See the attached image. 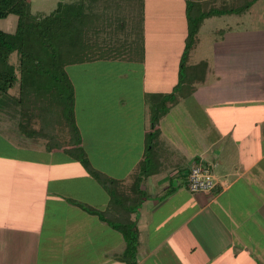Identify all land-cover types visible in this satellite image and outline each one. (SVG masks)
I'll return each instance as SVG.
<instances>
[{"label": "crops", "instance_id": "obj_1", "mask_svg": "<svg viewBox=\"0 0 264 264\" xmlns=\"http://www.w3.org/2000/svg\"><path fill=\"white\" fill-rule=\"evenodd\" d=\"M173 1L180 41L174 51L153 41L166 62L150 58L144 44L135 96L105 88L101 101L79 108V120L73 86L80 145L128 196L150 128L144 98L169 94L178 82L187 21L184 0ZM195 1L226 9L237 2ZM0 22L1 31H15V16ZM186 68L178 101L156 124L153 172L141 179L138 206L128 214L138 237L136 262L264 264V0L241 14L204 19ZM11 92L0 93V264H125L122 234L80 206L107 212L110 196L63 151L49 150L41 138H19L20 108ZM197 162L216 181L207 194L186 186Z\"/></svg>", "mask_w": 264, "mask_h": 264}, {"label": "trees", "instance_id": "obj_2", "mask_svg": "<svg viewBox=\"0 0 264 264\" xmlns=\"http://www.w3.org/2000/svg\"><path fill=\"white\" fill-rule=\"evenodd\" d=\"M118 1L77 0L67 3L59 1L56 9L49 15L33 17L30 14L28 0H0V20L9 15L17 19L13 33L0 30V93L7 94L15 88L17 90L16 96L11 93V97L20 108L19 138L23 140L41 138L49 150L63 151L79 162L85 172L108 193L110 202L107 212L80 206L86 212L96 214L103 222L122 234L125 249L120 260L125 264H137L138 237L128 214L138 206L142 193L137 188L141 179L153 172L152 150L154 141L159 136L156 124L178 101L177 93H180L186 81L188 73L186 63L190 50L196 44L198 29L204 19L226 13L241 14L255 0H236V5L230 9L213 7L212 2L184 0L187 35L180 57L178 82L171 93L150 95L148 98L150 128L145 142V155L131 177L134 196H128L126 192L118 190V180L108 177L90 164L80 145L81 137L74 115V87L65 70L69 65L125 58L124 51L137 41L132 40L129 44L123 43L117 47L103 46L98 51L97 49L93 51L94 47L87 38L89 33L100 32V29L95 27L98 17L94 11L97 9L96 5H100L101 2L106 10L110 8L112 2L113 5H118ZM138 1L133 0L132 7H138L140 5ZM13 54L16 58L14 62ZM194 68L196 66H193ZM35 122L40 125L38 129L33 128ZM51 124H56L60 130L66 129L67 138L60 137L57 128H50ZM111 209L115 211L116 216L109 215L108 210Z\"/></svg>", "mask_w": 264, "mask_h": 264}, {"label": "rangeland", "instance_id": "obj_3", "mask_svg": "<svg viewBox=\"0 0 264 264\" xmlns=\"http://www.w3.org/2000/svg\"><path fill=\"white\" fill-rule=\"evenodd\" d=\"M59 1L67 3L77 0H28L30 14L33 17L47 16L56 9ZM128 2L119 0L118 5H113L112 2L110 8H106V10L102 7L101 2L100 5H96L97 9L94 11L98 17L96 18L95 27H98L100 32L89 33L87 37L89 43L94 47H92L93 51H96V49L98 51L103 46L114 45V47H117L123 43L129 44L132 40H134L133 42L137 41L124 51L123 55H125V58L109 61L96 60L65 67L70 80L74 84L73 86H75L76 108L79 120L83 118V113L79 111V108L86 105L85 102L89 99L93 102L101 101L100 98L104 95L103 89L105 88L113 87V89H118V91L122 89L125 95H136L142 75V47L146 46L147 52L151 56L150 58H158L159 56L160 59H163L164 54L159 53L153 41L155 39L162 40L163 42L159 43V46L163 47L162 45L167 43L168 46L166 45L165 49L169 47L171 51L176 49L173 44L180 41L181 26L177 23L179 19V16H177L179 13V2L173 0H139L140 5L138 7H132L133 0H128ZM121 23H123L122 27ZM0 30H2L1 25ZM15 59V54H13L12 61L14 62ZM170 64L171 62L168 66ZM119 73H126L128 75L127 80L122 81L119 79L117 77ZM146 86H149V84L146 83ZM12 91L11 93L16 96V88L12 89ZM144 99L148 103L149 99ZM37 122H35V125L33 124L35 129L40 127ZM50 128H57L59 134H61L60 137L63 138L65 136L67 138L66 129L60 130L56 124H51ZM36 142L40 143L39 140Z\"/></svg>", "mask_w": 264, "mask_h": 264}, {"label": "built area", "instance_id": "obj_4", "mask_svg": "<svg viewBox=\"0 0 264 264\" xmlns=\"http://www.w3.org/2000/svg\"><path fill=\"white\" fill-rule=\"evenodd\" d=\"M216 181L206 164L197 162L191 166L187 175V189L190 193L211 192Z\"/></svg>", "mask_w": 264, "mask_h": 264}]
</instances>
